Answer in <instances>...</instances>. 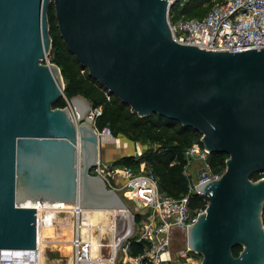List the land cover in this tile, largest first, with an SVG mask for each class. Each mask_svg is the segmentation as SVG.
Wrapping results in <instances>:
<instances>
[{"label": "water", "instance_id": "obj_1", "mask_svg": "<svg viewBox=\"0 0 264 264\" xmlns=\"http://www.w3.org/2000/svg\"><path fill=\"white\" fill-rule=\"evenodd\" d=\"M68 50L140 117L192 127L222 176L197 189L208 204L187 229L201 264H264V48L237 53L177 43L168 0H0V252L37 248V204L126 209L90 172L101 157L91 108L67 107L48 10ZM47 62V63H46ZM241 246L238 256L233 248Z\"/></svg>", "mask_w": 264, "mask_h": 264}, {"label": "built area", "instance_id": "obj_2", "mask_svg": "<svg viewBox=\"0 0 264 264\" xmlns=\"http://www.w3.org/2000/svg\"><path fill=\"white\" fill-rule=\"evenodd\" d=\"M187 1L168 0L167 21L175 42L232 53L264 48V0H212V6L204 16L177 18L173 7L177 4L182 7ZM101 111L100 107H91L85 121L94 126L101 147L117 145L119 138L113 136L109 128L100 130L96 127ZM135 149L136 158H140L139 143L135 144ZM209 156L201 138L187 148L183 174L188 182V192L180 198L171 197L160 189L158 178L145 162L135 170L100 157L90 173L99 176L108 190L131 202L135 209L127 206L126 209L106 210L111 217L103 229L89 221V209L37 204V231L38 227L42 231L53 228L59 215L64 213L73 219L72 264H173L175 259L170 247L175 233L187 232L206 209L191 210L188 205L191 196L197 194L207 199L197 186L218 180L224 172L211 168ZM262 222L264 227L263 215ZM133 243L142 246V251L136 255L131 253ZM38 251L37 238L35 250L1 251L0 264H39ZM177 257L184 260V264H195V259L201 258L188 247L178 252Z\"/></svg>", "mask_w": 264, "mask_h": 264}, {"label": "trees", "instance_id": "obj_3", "mask_svg": "<svg viewBox=\"0 0 264 264\" xmlns=\"http://www.w3.org/2000/svg\"><path fill=\"white\" fill-rule=\"evenodd\" d=\"M211 6L212 0H188L182 7L179 4L175 5L173 10L177 13V18H196L204 16ZM48 20L53 41L49 60L60 68L65 82L64 94L53 106L67 107V101L78 95L87 98L91 107H100L102 110L101 115L96 119L98 129L109 128L113 136L124 137L133 143H142L146 147V151L140 158H135L133 155L124 156L115 160V164L139 170L140 163L145 162L158 178L160 189L167 195L180 198L187 194L188 182L183 174L186 164L184 154L187 148L200 140V132L159 114L140 117L133 113L129 105L109 93L91 77L88 70L68 50L57 27L53 4L48 10ZM227 159V154L214 152L209 156V163L214 171L223 172ZM263 177L262 171L251 175L254 181ZM207 204L206 198L194 194L188 205L191 210H194L205 209ZM241 249V246H235L232 250L234 256H238ZM141 251L142 246L137 243L132 244V255Z\"/></svg>", "mask_w": 264, "mask_h": 264}, {"label": "rangeland", "instance_id": "obj_4", "mask_svg": "<svg viewBox=\"0 0 264 264\" xmlns=\"http://www.w3.org/2000/svg\"><path fill=\"white\" fill-rule=\"evenodd\" d=\"M67 102H69V100ZM135 144H136V142L135 143H130V148L128 149L126 154H128V156L133 155V157L136 158V155H135L136 154L135 153V150H136L135 149ZM114 145L107 144V145H104V146L101 147V154H103V152L105 151V155L103 154V158H102L104 161H109L108 157L110 156V153H108V151H114ZM139 146H140V150H141L142 155H143V153L146 151V147L142 143H139ZM119 155H120L119 153L117 155L114 154V156H112V157L116 158ZM126 203H127V205L130 208L132 207L131 208L132 210L135 209V206L132 205L131 202L127 201ZM90 210L91 209H89V211ZM110 217H111L110 213H107L105 221L104 222H100L98 224L103 226L102 228L105 229L106 228L105 226L107 225V222H109L108 219H110ZM72 221H73V219H72V217L70 215L66 216V214H64V213L60 214L59 217H58L57 223H56V225L53 228L47 229V230H43V232H42V242H43V244L42 245H44L45 242L49 241L50 239H53V240L54 239H58L57 241H61V240H64V239H70V241H71L72 236H73ZM60 232L62 234H65L66 237L59 238L58 235H59ZM69 236H71V238H68ZM170 248H171L170 249L171 253H172V255H173L174 259H175V261H173V264H184L185 261L182 260V259H178L177 253L180 252V251H185L187 249V232H185V231H177V233H175L174 241H173V243H172ZM41 254H42L41 255L42 260L44 261L46 259V262H45L46 264H68L69 259L72 258V251L70 252V254H67L64 250H60V249H58L55 246H48L47 249H46V255H45L44 246H43ZM196 259H195L194 263L195 264H201V260L202 259L201 258H196ZM71 264H72V262H71Z\"/></svg>", "mask_w": 264, "mask_h": 264}, {"label": "bare ground", "instance_id": "obj_5", "mask_svg": "<svg viewBox=\"0 0 264 264\" xmlns=\"http://www.w3.org/2000/svg\"><path fill=\"white\" fill-rule=\"evenodd\" d=\"M61 208H68V207H61ZM91 215L89 216V221L91 223H93L94 225H97L100 222H104L107 216L108 211L104 210V209H91L90 210ZM45 218H48V216H46ZM104 224V223H103ZM102 224V225H103ZM42 229L40 227H38V231H37V238H38V256H39V264H46V259L43 261L42 257H41V252H42V247L44 246V252L46 255V249L48 246H55L60 250H64L67 254H70V252L72 251V246L70 244V239H64L61 241H57L58 239H50L49 241H46L44 245L42 242ZM70 234V233H69ZM68 238H71V236H69ZM56 240V241H55ZM96 239L93 238V243L95 245ZM62 253V252H61ZM65 254V253H64ZM47 257V256H46ZM72 262V258L69 259L68 264H71Z\"/></svg>", "mask_w": 264, "mask_h": 264}, {"label": "crops", "instance_id": "obj_6", "mask_svg": "<svg viewBox=\"0 0 264 264\" xmlns=\"http://www.w3.org/2000/svg\"><path fill=\"white\" fill-rule=\"evenodd\" d=\"M130 143H133L129 140H127L124 137H119V143L117 145H114V151H108V153H110V156L108 157L109 161H115L119 158H122L124 156H128V154H126V152L128 151V149L130 148ZM120 154L118 157L113 158L112 156H114V154ZM103 154L105 155V151L103 152ZM103 154H101V157L103 158ZM63 232V231H62ZM59 238H64L66 237L65 234H62L61 232L58 235Z\"/></svg>", "mask_w": 264, "mask_h": 264}]
</instances>
